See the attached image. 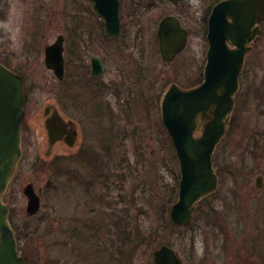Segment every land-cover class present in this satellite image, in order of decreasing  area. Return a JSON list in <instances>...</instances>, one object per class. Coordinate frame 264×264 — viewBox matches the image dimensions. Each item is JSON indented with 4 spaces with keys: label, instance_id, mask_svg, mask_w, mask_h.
<instances>
[{
    "label": "rangeland",
    "instance_id": "1",
    "mask_svg": "<svg viewBox=\"0 0 264 264\" xmlns=\"http://www.w3.org/2000/svg\"><path fill=\"white\" fill-rule=\"evenodd\" d=\"M216 1L121 0L122 32L107 40L99 28L96 32V17L84 10L89 0H0V61L26 79V128L31 133L5 194L26 264H154L153 251L161 244L174 248L184 264H228L227 231L240 227L237 222L260 218L257 208L264 214V198L259 200L264 182L255 186L256 175L264 174V84L258 83L264 77V38L259 68L249 59L236 94L233 126L215 149L219 187L198 202L187 225L169 217L179 168L159 111L169 84L187 88L201 78L207 49L204 18ZM80 9L88 12L93 32L79 36L75 56H81L85 41L86 63L99 55L105 64L100 79L116 81L120 90L116 101L110 96L114 112L104 100V123L83 110L89 84L76 82L70 90L44 63V47L59 33L65 35V56L73 51L68 15ZM166 14L178 16L189 31L186 46L170 62L162 59L156 34ZM74 72L81 74L78 67ZM80 96L82 104L67 106L66 113L79 124L81 149L69 153V147L57 143L45 156V103L57 100L64 109L67 100ZM28 183L40 196L31 215L23 193Z\"/></svg>",
    "mask_w": 264,
    "mask_h": 264
},
{
    "label": "water",
    "instance_id": "2",
    "mask_svg": "<svg viewBox=\"0 0 264 264\" xmlns=\"http://www.w3.org/2000/svg\"><path fill=\"white\" fill-rule=\"evenodd\" d=\"M91 1L105 34L118 36L120 0ZM263 18L264 0H220L214 4L207 18L208 46L202 81L189 88L171 83L161 96V121L171 138L179 167L177 199L169 211L170 219L177 224H189L196 203L218 189L212 155L228 128L244 58ZM156 33L164 61H172L186 46L188 31L175 15L163 16ZM63 40V35L58 34L44 48L45 65L59 79L64 75ZM102 71L99 58L93 57L92 73L99 75ZM23 103L20 75L0 63V264H24L9 221L10 207L3 200L21 156ZM66 124L56 112L45 120L50 145L62 135ZM68 135L73 139L75 132ZM23 193L27 197L26 212L34 214L40 206V196L31 183L24 186ZM153 261L182 264L174 248L167 244L153 251Z\"/></svg>",
    "mask_w": 264,
    "mask_h": 264
},
{
    "label": "flooded vegetation",
    "instance_id": "3",
    "mask_svg": "<svg viewBox=\"0 0 264 264\" xmlns=\"http://www.w3.org/2000/svg\"><path fill=\"white\" fill-rule=\"evenodd\" d=\"M89 2H90V5L86 6V8L84 7V10L88 11V9H89L90 12L96 17L95 27H96V29L99 28V30H101L104 39L112 40V39L118 38L120 36V33L122 32L121 19H120L119 35L116 37H108L105 34L104 26L101 23V18L96 13L92 1L89 0ZM121 7L122 6H121V0H120V17H121ZM85 11H83V9H80V11H79L80 14L70 13L68 15L70 17H69V23H68V27H67L66 32H68L67 36L72 41V48H73V51H70L68 58L65 56V48H64L65 35L62 33H59V34H62L64 37V40H63L64 76L61 79H57V82L65 81L66 88H67V85L69 83L70 90L72 89V85L76 82H81L82 85L84 84V82H86L85 87L88 86V84H89V87L87 88L88 92L86 93V96L84 98L85 103L83 102V104H82L81 96L78 97L77 100H75L74 98H70V100H67L65 102V107H64L65 110L63 109V105L60 101L56 100V102L45 103V105L43 107V113H42L43 126H44L45 120L48 117L55 115V112L58 114L60 113V116L62 117V119L68 124H66L65 130L62 133V135L60 137H58V139H56L51 145L48 141L46 129H44L46 135H45V138H43V139L46 140V145H47L45 148V151H44V155L49 154L51 149H52L51 147H53V145L57 144V143H59L60 145H66L67 147H69L70 148L69 153H72L75 147H77L78 149H81V146L77 145L79 135H80L79 124L75 119L72 118V116L69 115V113L67 115V113H66L67 106L70 109V106L73 107V104H76L79 100V101H81V104L83 106V110L85 107L88 112L90 111L91 116H94L95 118H97L99 120V122L104 123V116L106 115V113H104V100L106 99L105 101H106L107 109L109 107L110 111L114 112V107L112 106L110 96L115 101L118 98H120L119 97L120 96V90H118V87L116 85V81L112 80L110 83L105 84V81L100 79L101 76L104 74V71H105V64H104L103 59L97 54L91 55L89 58V62L86 63L85 57H86L87 53L85 51H87V50L84 49L86 46L85 41L82 44V47L80 48V49L83 48V52H82L81 56L79 55L80 57H78V58H76V56H75L76 52H75L74 46L78 47L77 42H78L79 36L81 37L83 34L90 35L93 32V30H90L89 26H87L88 25L87 24V18L89 15H88V12H85ZM176 17L178 18V16H176ZM259 28H260L259 34L253 39L250 51L245 56V59H244L243 68H242V71L239 75V90L241 88V85L243 84L242 83V77L245 73V70L247 68L248 63H250L249 59L253 58L252 60H254L255 65L257 66V69L259 68V65H260L259 64V53H260V51H262V49H261L262 46H261L260 42L264 38V18L259 23ZM96 32H97V34L100 33V32H98V29ZM204 32H206V28H205ZM49 44H51V43H49ZM81 51L82 50H80V52ZM93 57H98L100 62L103 65V71L99 75H95L92 73V58ZM76 67L79 68V72L81 71V74L79 77H76V73L74 72ZM68 69H69V71H68ZM48 70L53 73L52 70H50V69H48ZM16 72L21 76L22 82H23L24 111H25V117H24V120L22 122V133H21L22 154H21L20 161L18 162V165L16 168V172H17L18 167L24 158L25 147L28 143L27 139H29L31 131L28 128H26L28 126L26 124V112H27V108H26L27 96H26V90H25L26 79H25V76L20 73V71H16ZM53 75H54V73H53ZM258 83L264 84V77H261V79L259 80ZM109 84H110L111 88H109L110 87V86H108ZM133 89H135V87H133ZM131 90H132V88H129L128 93H131L130 92ZM239 90H238V92H239ZM67 91H68V89H67ZM89 93H91L92 95H90ZM256 97L258 99H262L263 93L256 96ZM235 107H236V95H235V106H234V109L232 111L229 123H228L227 131L231 127V123L233 121V112L235 111ZM108 115H109V117L111 116L110 113H108ZM109 129L111 130V132H113L111 128H109ZM73 131L75 132V137H72L73 139H69L68 132L73 133ZM66 138H67V141L65 140ZM213 165H214V163H213ZM214 168H215V166H214ZM215 170H216V168H215ZM16 172H15V174H17ZM216 172H217V170H216ZM15 174H14V177H15ZM14 177H13L11 183L13 182ZM257 177L259 178V181H257ZM263 182H264V174L258 173L256 175V178H255V186L261 187V186H263ZM257 183L259 184L258 186L256 185ZM260 193H261V191H260ZM209 196L210 195H208L207 197H209ZM207 197H205V198H207ZM261 197L264 198V195L261 196V194H260L259 200ZM205 198H203V199H205ZM203 199H201V200H203ZM200 201H198V202H200ZM260 201L262 202L264 200L261 199ZM198 202L196 203V205L198 204ZM196 205H195V209H196ZM195 209H194V211H195ZM257 210H258V208L255 210L256 212H258V215L262 213L260 215V218L257 217L254 220L246 219L245 221H242L240 223L234 222L237 225H240V227H233V228H230L229 231H227V236H228L227 254L229 256L228 264H264V219H261V217L264 218V214H263V212H261V211L259 212V210L258 211ZM193 215H194V212H193ZM19 253H20V251H19ZM23 258H24V264H26V258L24 256H23ZM182 264H184L183 260H182Z\"/></svg>",
    "mask_w": 264,
    "mask_h": 264
},
{
    "label": "trees",
    "instance_id": "4",
    "mask_svg": "<svg viewBox=\"0 0 264 264\" xmlns=\"http://www.w3.org/2000/svg\"><path fill=\"white\" fill-rule=\"evenodd\" d=\"M204 21H205V18H204ZM4 64L7 65L6 63H4ZM7 66H8V65H7ZM232 126H233V121H232V123H231V127H230V129L232 128ZM230 129L227 131V135L229 134ZM220 173H221V172H220L219 170H217V174H218V176H220ZM175 187H176V188H175V189L173 188V190H175V191H174V196L176 197V189H177V186H175ZM116 220H117V219L113 218V223H114V225L118 224V220H117V223H116ZM101 225H102V224L99 223V225H98V226H99V227H98L99 230H100L101 227H102ZM84 226H85V228H86L88 225L85 224ZM102 228H103V227H102ZM16 236H17V233H16Z\"/></svg>",
    "mask_w": 264,
    "mask_h": 264
}]
</instances>
